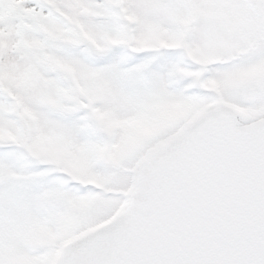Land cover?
Masks as SVG:
<instances>
[{
	"label": "snow or ice",
	"instance_id": "1",
	"mask_svg": "<svg viewBox=\"0 0 264 264\" xmlns=\"http://www.w3.org/2000/svg\"><path fill=\"white\" fill-rule=\"evenodd\" d=\"M0 264H264V0H0Z\"/></svg>",
	"mask_w": 264,
	"mask_h": 264
}]
</instances>
